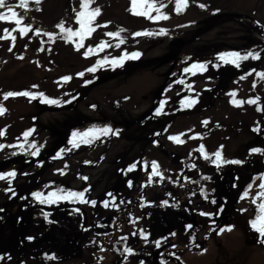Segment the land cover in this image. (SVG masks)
<instances>
[{
  "label": "rangeland",
  "instance_id": "rangeland-1",
  "mask_svg": "<svg viewBox=\"0 0 264 264\" xmlns=\"http://www.w3.org/2000/svg\"><path fill=\"white\" fill-rule=\"evenodd\" d=\"M129 1L131 2V0H117V4L115 1H111V6L109 5L108 8L113 9L112 12L116 10L115 14H111L114 15V18H110L105 22L106 27L102 22L96 24V27L98 26V28L102 30V37L105 36L106 32L112 30L118 32L121 28L125 29V31L119 33L118 38L120 39H122L121 35L124 34L126 35L125 39H129L127 36L132 35V33L128 31L132 28L135 30L136 27H138V32L143 31L141 28L144 24L134 26L132 23H125V20L128 18L140 17L142 20L145 19L143 18L144 16L134 15L130 11L128 14L124 12L123 5ZM158 1L165 2L166 0ZM6 3L16 6L19 5V0H6ZM212 3L214 4L208 8V0H199L197 9L196 0H186L187 6L184 7L179 14L172 10V4H175V0H172L169 6H164L166 10L163 11L161 9L160 11L167 14L168 18L162 19V22L156 27L158 33L160 29L165 30V34L158 36V39L161 41L165 40L162 41L165 43H161V46L158 45L155 48L149 49L150 47L148 44L141 42L139 46L134 47L135 50L145 51L144 56H139V61H149L150 58L155 59L162 57L167 53H171L172 56L175 57L174 53L171 51H165L168 44L171 45L175 43L177 47L181 43L186 45L184 41L181 40V38L184 37L181 33L185 35L194 33V35L186 38L190 40V44L193 45L192 43L196 40V28L202 26L205 27L206 31L200 35L198 41L205 44L203 46L204 54L214 55L220 52L236 51L237 48H240V52L243 53L246 49H251L252 46L255 50V46L261 45V43L264 42V35L261 34V28L258 27L257 24H254L259 22L260 26H264V0H218L216 3L215 0H212ZM65 4L66 2L64 0H49L48 6L47 2L44 0L42 5L45 8L47 6L54 7L53 10L55 11L52 15H48L46 11L48 18L38 16L31 10L24 12L22 9L16 7H14V10L18 13L23 12L27 19L31 18L30 22L34 26L44 28L46 26L41 24H45L50 18L52 21L56 16L62 14L66 7ZM101 4L104 5L105 0H103ZM200 4L205 5V7H199L198 5ZM28 5H35V3L33 0H29ZM36 5L41 6L39 3H36ZM141 7H143V5H141ZM75 10L79 11L77 9ZM0 11H5L7 14L6 9H0ZM215 11H217L216 15H214ZM152 13L156 12L153 11L151 14ZM57 18L58 17H56V19ZM238 18H242V20ZM248 19H252L255 22L252 23V21ZM212 20H214L213 26L209 27ZM244 20H248L249 22H244ZM49 23L51 22H48V24ZM218 23H221V27L214 30V27ZM10 26H14L13 23L0 21V28L8 29ZM148 26L149 25H147V27ZM246 27L249 30H247ZM72 28L73 30L76 29L74 27ZM1 30L3 32V29H0V31ZM10 30L13 31L12 28H10L9 31ZM208 30L213 31L208 32ZM14 32L16 36L17 31ZM49 32L53 33L51 40L42 32L36 35L32 33L27 36H20L21 42L17 50H14L13 46L12 49L9 50L11 43L5 42L4 48L0 54V79H4V81L8 83L7 85L11 86L24 84L25 82L28 83L27 85L29 86L36 85L37 87L35 88L43 89V86L47 85L55 90V94L59 91V88L62 89L64 86L63 93H59L60 96L56 98H60V101L69 102L47 106L46 103L40 102L39 96L32 98L35 102L31 104L26 101H20L19 99L10 97L5 98L0 95V107L4 109V111L0 113V131H3V133L8 125L22 120H24V132L32 129V125L34 124L32 113L33 111L40 112L37 114L36 134H33L32 131L27 138H15L10 143L5 144L2 143L3 136H0V144L5 145V147L0 148V163L13 156L11 155L13 152H18L20 148L17 145L20 144L27 147L28 142L39 143V145H43L41 148L43 151L49 152L55 145L54 143H58L59 139L61 141L62 136L65 133H70V131L79 128L85 130L93 125H108L112 128L110 123L106 121L103 122V119L96 122L91 121V119H96L97 116L101 117L97 113L98 110H101L103 115L105 111L109 110L111 114L118 116L114 110L110 109L116 100H119L120 104L126 106L123 108V113L126 114L125 118L127 119L124 121L128 122L132 121V118L137 119L148 111L150 112L151 108H153V95L155 90L161 85V77L165 73L167 64L163 63V66L159 65L156 67L154 63L146 64L145 66L139 63L140 67L138 64H129V67H138L135 70H131L130 75H125L122 78L117 75H112V73L115 69H126L127 66L124 65L125 60L121 65L114 68L109 66L105 71H109L110 74L107 75V73H104L99 76L102 79L100 83L97 81L96 84L90 87L91 90L88 98L75 102V105V103L71 101L72 94L76 91L81 93L84 89L87 84L85 83L86 80L84 77H96L95 72H99L102 68L99 67L95 72L91 73L85 71L91 65L95 64L94 62H96V60L100 59L99 56L97 54H89L87 57L80 55L67 59V62H64V60L60 58L59 64L65 65V68L61 70L55 69L56 66L53 68L54 65H51V63L49 65L48 63L51 67L48 71L44 68L46 65L43 64L39 55L49 56L50 51L51 53L57 50L63 51L61 42H71L76 46L82 45L79 49L84 50L85 45L89 48L87 46L88 41L95 45L94 41L90 40V36L93 34L90 33L85 36L83 40H81L79 36H73L66 41L64 39V33H61L59 28L54 27ZM94 32L97 33V30H94ZM10 36L11 34L7 35L6 38ZM28 36H30L29 40L25 42L24 39ZM141 36L143 35L138 37ZM171 38H176L178 41L174 42ZM35 39H38L37 43ZM111 39H113V37L108 36L106 38L108 41ZM0 41L3 42L1 39ZM23 42L24 46L21 48ZM47 43L54 44L53 46L56 47H48ZM208 45L213 46L214 50H209ZM121 46H123V44L119 43V46H116L114 49H118ZM185 47L187 48V46ZM185 47L179 48L180 51L177 54L182 55L186 49ZM47 48L48 52H46V55L44 50ZM127 49L130 50L131 47H127ZM98 50H100V48H97L95 52L98 53ZM37 51L39 54L36 53ZM107 53L106 51L105 54ZM61 56L68 57L65 54H61ZM52 60L56 61L55 58H52ZM11 61L12 64L8 66ZM262 61L264 63V58L243 61L241 62L240 68L228 64L219 68H212L209 65L208 70L213 72L212 78L195 83L191 76H189L190 74H187L185 75L187 77L184 81V88L177 86L179 82L175 81L169 91L163 92V96L160 98V101H166L162 106L161 113H155V109L161 107L160 104H157L156 108L151 111V113L153 112L160 120L162 119L161 127L158 128L157 131L150 133L153 134L154 138L152 139V145H149L151 141L148 138L149 141L142 142V140H136L134 136H126V133L129 134L130 129L129 125H127L126 127L128 128L125 129L126 131L121 133L118 132L115 138L120 139H114V147L110 149L107 156L102 158L103 160H101L100 167L96 169H93L96 163L94 155L100 153L103 147L98 149L97 152L94 151L95 153H79L76 157L72 155L76 154L79 148L70 144H67L63 148L67 149L66 151H60V155L56 156L54 161L45 162L48 165L45 166L44 170H41L43 172L37 176L36 180L35 175L39 174L40 172L38 173V171L41 169L37 164H35L30 171H23L35 174L33 176L29 174L23 175L26 173L19 174V167L16 166L21 165V163L4 167L5 171L12 169L17 170L18 175L13 182V189L17 193L19 184L28 185V181L32 183L34 180V182L40 186H45L49 180H53L54 178L59 179L61 182L65 176L72 178L76 167H80L84 170L82 174L84 173V176L92 181L90 184H95L96 180H98V186L93 189L91 200L97 202L107 200L109 201V207L105 208L100 203H97L95 206L91 204L89 206V204L83 203L88 206L89 209L90 207H94L95 211L90 212L86 209V212L88 211L87 219L89 222L85 225L80 222L86 226L87 231L101 234L105 233L109 240V242L106 243L107 249L103 246L105 250L103 252L100 250L95 254L96 257L94 258L96 261L94 264H122V249L126 244L132 246L137 252V255L131 259L130 264H137L139 260H144L146 264H155L152 262V259L156 258L157 247H155L153 242L161 237H166L167 239H169L168 237H173L170 241L177 243L179 246L173 247V244L170 246L167 245L170 251L169 249H165L167 252L169 251V253L173 249L176 250L175 253H180L179 257L183 259V264H264V244L257 242V235L250 230L247 224L248 219L254 216L255 209L251 202V197L255 196L258 190L257 186L260 184V179L252 181L253 175H250L252 171L250 172L249 169L245 170V174L239 176L232 175V178L229 176V178L226 179L225 176H223V174H225L224 172L212 170L215 167L210 164V157H214L210 154L215 153L216 145L219 142L224 143L225 140L226 156L230 157L229 154L235 152L240 146L245 147L244 161L246 162L255 155L249 154L250 148H264V111H257L256 104L247 103L249 98L260 97V103L264 106V78L254 76L255 74L253 73L246 75L251 69H255L257 66L256 64ZM263 63L260 64V72H264ZM20 68L21 70L17 71ZM233 70L240 71L241 76H244V78H234L237 74L234 73ZM193 71L195 72V70ZM78 73H83V75L78 76ZM13 74L17 76L16 79L11 77ZM221 74H224L226 78H223ZM64 76H68L70 79L66 82L62 79ZM205 77H207V75ZM26 78L29 79L26 80ZM224 81H227L225 85ZM253 81H255V84H253ZM73 86L79 87L77 90L72 91ZM30 88L35 90L34 87ZM186 91H196V98H194L197 101L196 105L194 104L191 107H186L180 103L182 99L185 100V104L193 99L189 97L188 94L183 95ZM34 93H36V91ZM232 93H234V95ZM213 96L218 97L219 100L213 101L214 99H212L211 101L210 97ZM201 97H203V100L205 99L202 103ZM208 101H211V103L207 104L206 102ZM230 101H244V103L241 106H237ZM200 104L203 106L201 112L200 109L197 108ZM208 105L210 107L207 109ZM168 107H173V109H168ZM69 109L78 111L79 113L69 112ZM186 109L190 111L196 110L197 115H189V112L185 111ZM183 114H188V116ZM106 116L110 115L106 114ZM67 121L70 122L66 123ZM167 123V129H163V125ZM257 125L260 129L258 132L253 130ZM114 127L120 128L117 124H114ZM162 130L166 132L162 134ZM170 136H175L176 139L170 140ZM126 137L135 139L134 141H128ZM180 140L184 142L183 146L178 144ZM146 143V148L141 149L142 144L145 145ZM198 143L199 145H197ZM200 145L205 147L204 151L206 154H209V159L206 160L201 155L198 149ZM196 148L198 152L195 159L185 158L194 150L197 151ZM219 149L224 150L222 148ZM123 155L126 157L124 161H122ZM180 157L184 159L180 160ZM152 162H156L157 170L161 174L159 177L153 174V170L149 168ZM119 163L124 166V170L117 171L115 176L108 180L107 175H105L107 170ZM133 164H135L136 167L129 170V165ZM245 164H248L249 168L253 167V169H256L254 175L264 173V163H262V166H258L255 161ZM192 165H195V167L193 168ZM89 166H91V168H89ZM177 170L180 172V177ZM187 171L195 173L196 175L199 174L200 178L203 176L210 177V179L207 180L208 183L202 185L205 191H209L214 187L208 194L207 200L203 196L196 194V196L189 200L191 203L188 201L186 205L182 207L181 211L183 210L184 218H187L186 214H189L190 217L188 219L192 220L188 222L189 225H192L190 229L185 230V225L182 224V221L185 223V220L175 218L172 211L174 207H171L170 204L169 206L162 207L158 203L153 202L150 206H147L148 208H146L144 212L139 210L138 204L143 193V185H146L149 189L146 195L148 200H170V202L176 203L173 191L170 190L172 188L167 184L175 182L176 184L188 186L190 184V178L186 176ZM150 174H152L153 178V183L151 184L154 185L153 187H160L159 189H151L153 187H149V184L145 183ZM216 175H219V181ZM213 179L215 180L214 182L212 181ZM128 180L133 182L131 187L127 184ZM157 180L159 182H156ZM176 180H180V183L176 182ZM231 181L232 185L235 186L231 185L229 189V183H231ZM250 182L253 183L252 189L247 192L245 198L241 199V195L245 193V188ZM162 184H166V186L164 187ZM73 185L82 186L83 184L81 181H76ZM69 186L71 188H76V186ZM65 187L66 186H64V188ZM6 188L7 182L0 180V264L38 263V259H46V256L60 258L59 254L61 252H66V254L70 256L67 259L69 262L77 258V252L80 253L81 257L85 256L86 251H81L80 246L83 242L90 240L92 236L90 232L85 235L82 234L79 228L72 229V226L76 227V225H79V220H72L73 213L77 212L70 208L64 211L66 217L65 224L61 226H59V224L55 225L60 228L52 229L50 228L52 227L51 225L45 223H39L35 228L31 226L25 228L24 226L14 238V241L19 240L17 241L18 245L21 244L24 247L14 248L13 250L6 249L9 247L8 245L11 244L13 226L16 228L18 226L17 223L20 222L19 220H8L11 214L14 213V209L18 207L16 206L12 209V206L14 204L19 205V199L17 201L18 195L12 196L9 191L5 190ZM201 188L202 187H200V189ZM42 190L47 194L49 185ZM109 193L114 194L117 199L115 201H110L107 195ZM182 194L184 196L186 195L185 192H182ZM186 197L187 196H185V198ZM213 198H215L218 203H223L225 205L224 211L220 215H213L211 218L199 215L198 213L200 210L212 212L216 210L217 205L210 202ZM133 201L137 202L132 206ZM111 204L119 205L118 209L112 208ZM124 205L126 206L123 208ZM240 209H245L246 211L241 212L239 211ZM130 211L131 214L129 215L131 216V220H134L132 225L126 223V218H128V213ZM156 212L162 213L161 215L159 214L161 218L156 217ZM179 214L181 215L182 213L180 212ZM76 215L78 217L81 216L84 220V215L81 211ZM53 216L56 217L55 215ZM136 217H140V219H136ZM113 220L115 228L118 229L119 232V234H115L114 237L109 235V230L113 227L109 222ZM228 225H232L231 230H228ZM68 227L73 230L71 233L69 229H66ZM62 228L66 231L69 230L67 232L65 231L66 237L69 236V233L72 236L78 234L77 236L80 237L78 239L79 241L74 245H67L64 248L65 250L56 249L55 253L50 254L52 251L47 252L46 250H52V243H55L56 238L57 240L60 239L58 234L62 231ZM140 229L149 233V243L145 244L139 237L138 232ZM221 229L224 230L221 231ZM173 232L176 233V235H169ZM27 236H32L33 240L28 241L25 239ZM121 237L124 239H121ZM103 239L105 241L107 240L106 238ZM117 240L120 241L117 243ZM96 242L98 241L96 240ZM189 243L192 247L190 250H187L188 246L185 247V245ZM114 248L117 250H112ZM140 249L151 250V259H149L148 256L144 257L142 254H139L138 251ZM165 264L173 263L165 262Z\"/></svg>",
  "mask_w": 264,
  "mask_h": 264
},
{
  "label": "snow or ice",
  "instance_id": "snow-or-ice-1",
  "mask_svg": "<svg viewBox=\"0 0 264 264\" xmlns=\"http://www.w3.org/2000/svg\"><path fill=\"white\" fill-rule=\"evenodd\" d=\"M92 0H80V5L79 11H76L75 9L73 10L75 13V23L79 25V27H77L75 30H73L72 27H65L64 26V21L61 20L56 27L60 29L61 33H64V39L67 41L69 39H71L73 36H79L81 40H83L85 38V36L89 35L92 31H93V22L95 20V17L100 13V9L99 8H91L89 7L91 4ZM28 3L29 0H19V5L17 6H13L10 4L6 3V0H0V9H6L7 14L5 13V11H0V21L2 22H14L15 25H21L23 22L26 21V16L23 14V12L18 13L16 10H14V7H19L20 9H23L24 12L28 11ZM35 3H39V0H35ZM138 3L140 5H143V7H137ZM131 7L129 9L130 12H132V14L134 15H141L144 16L145 18L155 21L157 19H167V14L162 13L160 11L161 8L164 7L163 3H157L156 0H131ZM186 0H175V11L177 12V14H179L184 7H186ZM201 8H204L205 5L200 4L198 5ZM37 10H39L37 8ZM155 11L157 13V15H151L150 13ZM257 26L261 28V34L264 35V26H260L259 22H256ZM106 26V25H105ZM33 30V26L30 23H23L22 27H19L18 29H13V31H19V34L21 37H23L24 35H26L27 31ZM40 29H35L33 31V34H39L40 33ZM125 29L121 28L118 30V32H108L106 33L107 36L109 37H113L116 38L119 36L120 32H124ZM4 32L7 36L8 34V29H4ZM44 35L48 36V38L51 40L53 33L52 32H44ZM165 34V30L164 29H160L159 33H153L151 31L148 30H143L142 32H134L132 33L133 37H137L140 35H147V36H153V35H163ZM5 37H0V39H3ZM11 39H15V37H11ZM119 43H124L123 39L119 40ZM82 45H77V49H79V47H81ZM102 45H97L98 48H100ZM119 46V44H117V47ZM11 50V48L9 49ZM92 51V48L89 47L88 51H85L83 53V55L85 57H87L89 55V52ZM140 55L139 52H132V53H123L121 56L116 57V58H112L109 59L107 57H105L104 59H98L96 60L95 64L91 65L89 68H87L85 71L87 72H95L97 70V68L99 67H104L105 65H110L113 68L116 66H119L123 63V61L125 59H134L137 58ZM261 58H264V52H259V51H255L252 49H246L243 53H241L240 51H227V52H220L217 53L216 55V62H212V61H206V62H200V61H196V62H192L189 66L184 67L183 72L184 73H192L195 74V71H198L200 73H203L205 71L208 70L209 65L212 68H219L222 67L223 65H232L236 68H240L241 67V62L243 61H247V60H259ZM252 72H255V75L257 77H261L264 78V72H260V71H256L255 69H251L249 73H247L246 75L251 74ZM78 76H82L83 73H78ZM241 79L244 78V76L240 77ZM63 80L67 81L70 79V77L68 76H64L62 78ZM89 81H85V83H88ZM253 84H255V81H253ZM32 87H37L36 85H33ZM234 95V93H232ZM17 95H24V96H28V97H32V98H36L37 96L40 97V102L41 103H46L49 105H59L61 103H68L69 101H60L58 99H53V98H48L47 96H45L44 93L41 92H28L25 91L23 93H17V92H7L4 94L5 98L7 97H14ZM187 99V98H185ZM261 98L260 97H255V98H249L247 103L249 104H256V110L257 111H264V106L261 105L260 103ZM197 101L193 98L191 100L188 101L187 104H185V100H181L180 103L186 107H191L192 105H194ZM231 103L236 104L237 106H241L244 101H230ZM166 103L165 100H161L159 102V104L161 105V107H157L155 109V113L156 114H160L162 111V106ZM4 111V109L2 107H0V113H2ZM254 131H259V126L257 125L256 127H254L253 129ZM33 129H29L26 130L22 135L24 137H28L29 133L32 132ZM119 130H113L111 127H109L108 125H103V126H96L93 125L85 130H73L71 133V136L68 139V144L73 145V146H79V144L84 143H90L93 140L99 139L100 136H107L109 134L112 135H117ZM4 133L3 131H0V136H3ZM198 135V134H197ZM170 140H175L176 137L175 136H170L169 137ZM155 143V141H154ZM35 144V142H32L28 145V147H24L22 144L17 145L20 149L21 152L17 153V152H13L12 155H17V154H22L23 152H27L28 148H32L33 145ZM5 147V145L0 144V148ZM11 147V146H10ZM43 147V145H36L35 146V150L31 151L29 154L32 157H36L39 153V150ZM222 147V146H221ZM67 149H61L60 151H66ZM60 151L57 152V156L60 155ZM199 151L201 153V155L207 160L209 159V154H206L204 151V146L200 145L199 147ZM249 154L253 155V154H259V155H264V148H260V147H252L249 149ZM211 156H214V159L210 160V163L215 166L217 168V170H219L223 165L226 164H231V165H243L246 161L244 160H240V159H232V160H227L224 159L222 157V154L219 150H217L215 153L210 154ZM40 164H42V162H37V165L40 166ZM136 167L135 164L133 165H129V170H132ZM192 167L194 168L195 165H192ZM152 170H153V174H155L156 176H160L161 174L159 173V171L157 170V165L156 162H152ZM18 173L17 170L12 169L9 171H0V180H5L7 182V188L5 189L6 191H9L11 193L12 196H16V191L13 189L12 185L13 182L15 180V178L17 177ZM26 175V174H23ZM86 179V178H85ZM202 179L204 180H208L210 179L209 176H203ZM256 179H260V184L257 186L258 190L256 191L255 196L251 197V202L254 205V216L252 218H249L247 221V224L250 228V230L252 232H254L257 235V242L264 244V173H258L256 175L253 176L252 181H255ZM156 182H159L158 180ZM132 181L128 180L127 184L129 187L132 186ZM147 184H151L153 183V178L152 175L150 174L148 177V180L145 182ZM198 183V182H197ZM235 186V185H233ZM45 187H48V185H45ZM253 187V183L250 182L246 188H245V193H243L241 195V199L245 198L247 192L252 189ZM86 192L87 189L81 190V191H71V190H64L62 188H56L52 191H48L47 194L45 195L44 193H42L41 191H32L30 193V196L34 199V201L38 202L39 204H56L60 201H72V200H76L79 203H87V204H91L93 206H95L97 203H100L103 207L108 208L109 207V201H101V202H97L94 200H87L86 199ZM200 194L201 196H203L206 200L208 199V194L205 193L204 189L201 188L200 189ZM110 198V201H115L117 199V197L114 194H107ZM19 199L24 200L25 197L24 196H20ZM140 200L142 201L140 207L143 208L145 206H150L153 202L151 201H147L144 202V198L141 196ZM259 201V202H257ZM212 204H216L217 208L214 212L212 211H203L200 210L199 211V215L201 216H205V217H209L211 218L213 215H220L225 208V205L223 203H218V201L213 198L210 201ZM189 203H191V201H189ZM160 206L164 207V206H169L168 205V201H161L160 202ZM178 202L176 204L171 205V207H178ZM111 207L114 209H118L119 205L117 204H111ZM74 211H76L77 213L80 212V209H74ZM195 211V210H194ZM239 211L241 212H245V209H240ZM43 217H44V221L46 223H52L53 221H51L49 219V214L47 212H43ZM136 219H140V217H136ZM192 227V225H185V230H188ZM228 230H231L232 225H228L227 226ZM86 230V229H85ZM224 229H221V231H223ZM139 237L143 240V242L145 244L149 243L148 240V236L149 233L146 232L143 229H140L138 232ZM169 235H176V233H170ZM25 239H27L28 241L33 240L32 236H27L25 237ZM121 239H124L123 237H121ZM166 237H161L160 239L155 240L153 243L155 244V247L160 248L162 241H166ZM173 247H175V245H173ZM102 250V249H101ZM137 255L136 250L129 245H125L122 249V264H130V261L133 257H135ZM169 255H174L173 253H169ZM46 259H56V257L54 256H46ZM137 264H146V262L144 260H139L137 262ZM160 264H165V261L163 259H161Z\"/></svg>",
  "mask_w": 264,
  "mask_h": 264
},
{
  "label": "trees",
  "instance_id": "trees-1",
  "mask_svg": "<svg viewBox=\"0 0 264 264\" xmlns=\"http://www.w3.org/2000/svg\"><path fill=\"white\" fill-rule=\"evenodd\" d=\"M209 3H211V2H209ZM118 4H119V2H118ZM130 7V4H125V6H124V8H129ZM109 17V15H107L106 13H104L103 15H100V16H97V18H96V20L97 21H101L102 19H106V18H108ZM143 18H145V17H143ZM144 20H146V18L145 19H141L140 17H135V18H128V19H126L125 20V23H132V24H134V26H139V25H143L144 23ZM147 21V20H146ZM213 22H214V20H212L211 21V24L209 25L210 27H212L213 26ZM147 23H148V21H147ZM218 24H220V23H218ZM217 24V25H218ZM203 27V26H202ZM200 27V28H198L197 30H196V35H195V37H196V40L192 43L193 45H191L190 44V40H187L186 38L188 37V36H192V35H194V33H191V34H189V35H184V37H182V40L184 41V43L186 44V45H184V44H179L178 45V47H177V44H171V45H169L168 44V46L166 47V49H165V51H171L172 53H178L179 51H180V49L179 48H181V47H185V46H187V48L185 49V51H184V54L185 55H177L176 57H173L172 56V54L171 53H167V54H165L164 56H162V57H158V58H155V59H149V60H151V62L152 63H154V65H156V64H159V62H162L163 60H165V59H167L168 61H167V63L169 64V67L167 66V70H168V73H167V75L165 76V78H164V81H163V87H164V89L165 90H168V89H170V87H172V85H173V83L175 82V81H178L179 83L177 84V86H179V87H181V88H184V81L186 80V77L187 76H185V75H187V74H189V73H185L184 74V72H183V74L181 75V72L183 71V69H184V67H187V66H189L190 65V63L191 62H193V60L194 59H196V57H198V58H201V59H203V58H208L209 56H211V55H208V54H204V51H203V46L205 45V44H203L202 42H199L198 41V39H199V37H200V35L201 34H203L205 31H206V29H205V27ZM142 30H148V31H151V32H155L156 31V27H155V24H152L151 25V27H149L148 29L147 28H144L143 26H142V28H141ZM247 30H249L248 28H247ZM131 31H132V33L135 31V32H138V27H136V29L134 30L133 28L131 29ZM156 33V32H155ZM124 37H126V36H124ZM123 36H122V39H123V41H124V43H120V44H123V45H129V46H131L132 48L130 49V50H126V47L125 46H121L120 47V50H119V52H118V56H121L123 53H126L127 51H135V52H139L140 53V55H145V51H143V50H135V48L133 47V46H139L140 44H141V42H144V43H146V44H148L149 45V49H152V48H155V47H157L158 45H160L161 43H165V42H162V41H165V40H159V39H157L156 38V35H153V36H147V35H143V36H141V37H134V39L132 38V39H125ZM118 42H119V40H118ZM197 42V43H196ZM264 43V42H263ZM263 43H261V44H263ZM145 44V45H146ZM195 44V45H194ZM161 46V45H160ZM258 46L259 45H257V46H255L256 47V49H255V51L257 50V48H258ZM252 50H254V48H253V46H252V48H251ZM264 49V48H263ZM263 49H261V47L259 48V52H262L263 51ZM63 50L64 51H66V53L67 54H70V56H68L67 58L66 57H64V56H61V54H63V51H59V50H57L56 51V60H59L60 58H62V59H64V60H67V59H70V58H72V57H77V55H73V54H71V52H70V50L68 49V46H66L65 45V47H63ZM210 50H213V48H210ZM237 51H240V49H238ZM190 52V53H189ZM242 52H243V50H242ZM166 53V52H165ZM113 56H114V54H112ZM61 56V57H60ZM181 56H183V57H181ZM125 60H127L126 62L127 63H132L133 62V64H136V61H137V63L139 62L138 60H137V58H134V59H125ZM206 61V60H205ZM248 61V60H247ZM57 63V62H56ZM60 65V64H59ZM128 64H126L125 66H127ZM193 76L194 78H195V81H196V73L195 74H192V73H190V76ZM183 76H185V77H183ZM13 79H16V75L15 74H13L12 76H11ZM27 79H29V78H26V80ZM5 80H6V78H5ZM224 83H225V81H224ZM8 83L6 82V81H4V79H0V89L2 90V92H4V91H11V92H25V91H27V90H30L31 88L30 87H32V86H29V85H27L28 83H25L24 82V84H19V85H14V86H11V85H7ZM6 86V87H5ZM26 86H28V87H26ZM44 88L43 89H45V90H49V91H51L52 92V89L49 87V86H47V85H44L43 86ZM79 87V86H78ZM78 87H75L76 89H78ZM22 89H24L25 91H22ZM163 88H161V90H162ZM82 90V89H81ZM35 91H39V89H37V88H35ZM73 91H75V89L73 90ZM82 93L83 94H85V90L83 89L82 90ZM158 93H160V91L159 90H155V93H154V95H153V99H154V97H157V95L156 94H158ZM189 93V92H188ZM191 96H193V95H196V93H194V92H190L189 93ZM155 102H157V99H156V101ZM33 114H36V112H33L32 113V116H34ZM145 121H148V119H146ZM24 122H21V121H17V122H15V123H12L10 126H9V129H6L5 131H4V138L7 140V141H12L13 139H15V138H19L20 136H21V134L24 132V129L25 128H23L24 126ZM77 130H82V129H77ZM70 132H72V131H70ZM128 136H131V133L130 134H128ZM205 148V147H204ZM206 149H207V147H206ZM205 150V149H204ZM244 151H245V147H239L235 152H232V153H230L229 154V156L230 157H228V156H226V155H224V154H222V157L224 158V159H227V160H232V159H240V160H244V157H245V155H244ZM227 154V153H226ZM215 158V157H214ZM212 158L210 157V160H211ZM251 161H255V162H257V165L259 166H262V163H264V158H263V155H259V154H255L254 156H252L247 162H245V163H250ZM243 164V165H231V164H226V165H223L222 166V169L223 170H225V171H227L228 172V170H231V169H234L235 170V172H236V174L235 175H237V176H239V175H241V174H245V170H247V169H249L250 170V175H253L254 176V174H255V172H256V169L254 170L253 169V167H251V168H249L248 167V164ZM221 169V170H222ZM76 173H77V175H79V176H81V171H80V169L78 168L77 169V171H74V175H76ZM66 179L67 178H64L62 181H61V183L62 184H65L66 185ZM201 181H205L204 179H202V177H201ZM57 182V186L58 187H61V185H60V180H57L56 181ZM187 191V190H186ZM80 258V257H79ZM78 258V259H79ZM86 259H89V260H91V257H90V255L89 254H87V257H86ZM85 261V259H83L82 260V262H84Z\"/></svg>",
  "mask_w": 264,
  "mask_h": 264
},
{
  "label": "bare ground",
  "instance_id": "bare-ground-1",
  "mask_svg": "<svg viewBox=\"0 0 264 264\" xmlns=\"http://www.w3.org/2000/svg\"><path fill=\"white\" fill-rule=\"evenodd\" d=\"M263 43V42H262ZM261 47V49L264 48V43L259 45L258 46V51H259V48ZM257 51V50H256ZM255 170V169H254ZM230 189V187H229ZM174 202H170V200H168V204H172ZM151 251L149 250H146V249H140L138 251L139 254H142L144 257L148 256L149 259H151V254H150ZM156 252H158V248L156 250ZM160 260H161V255L159 253H156V258L155 259H152V262L156 263V264H160Z\"/></svg>",
  "mask_w": 264,
  "mask_h": 264
},
{
  "label": "water",
  "instance_id": "water-1",
  "mask_svg": "<svg viewBox=\"0 0 264 264\" xmlns=\"http://www.w3.org/2000/svg\"><path fill=\"white\" fill-rule=\"evenodd\" d=\"M68 137H69V136H65L63 141L65 142L66 139H67ZM56 150H57V149H55L54 151H56ZM54 151L52 152V154L54 153ZM52 154H51V155H52Z\"/></svg>",
  "mask_w": 264,
  "mask_h": 264
}]
</instances>
